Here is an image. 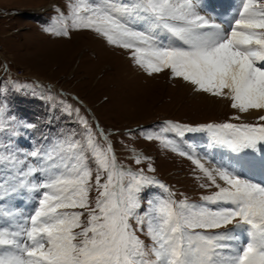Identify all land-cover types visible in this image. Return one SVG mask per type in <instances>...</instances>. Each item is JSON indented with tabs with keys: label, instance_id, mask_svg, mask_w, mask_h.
<instances>
[{
	"label": "snow or ice",
	"instance_id": "snow-or-ice-1",
	"mask_svg": "<svg viewBox=\"0 0 264 264\" xmlns=\"http://www.w3.org/2000/svg\"><path fill=\"white\" fill-rule=\"evenodd\" d=\"M54 9L45 33L89 31L149 77L169 70L239 114L264 112V0H239L226 17L209 0H69L66 12ZM62 111L75 114L76 129L25 147L20 132L36 124L0 103V134L8 133L0 143V264H264V115L255 124L239 114L231 117L238 123H166L144 135L195 166L205 194L194 202L150 175L151 162L119 164L109 134L79 108ZM167 133H207L209 147L231 157L208 167L207 153L185 151ZM131 158L150 160L135 149Z\"/></svg>",
	"mask_w": 264,
	"mask_h": 264
},
{
	"label": "rangeland",
	"instance_id": "rangeland-1",
	"mask_svg": "<svg viewBox=\"0 0 264 264\" xmlns=\"http://www.w3.org/2000/svg\"><path fill=\"white\" fill-rule=\"evenodd\" d=\"M68 2L0 0V103L20 119L36 124L35 129L21 130L20 143L36 145L44 137L76 129L75 114L69 117L62 111L70 104L109 134L119 164L136 170L146 169L151 162L156 171L149 174L172 189L176 198L199 201L205 190L199 187L192 162L159 141L143 137L160 132L166 123H238L231 120L237 114L230 101L194 92L182 79L172 78L169 70L149 77L124 50L107 45L89 31L74 32L71 38L45 33L43 27L57 14L54 6L66 12ZM242 119L259 122L257 118ZM7 135L0 134V143H7ZM166 135L185 151L207 153L212 160L206 165L226 163L231 157L225 155L229 153L225 149L224 153L218 147L208 150L207 133H187L184 138ZM132 149L150 160L136 165ZM95 195L93 191V200ZM16 204L21 210L29 208L22 200ZM141 238L147 242L146 237Z\"/></svg>",
	"mask_w": 264,
	"mask_h": 264
},
{
	"label": "bare ground",
	"instance_id": "bare-ground-1",
	"mask_svg": "<svg viewBox=\"0 0 264 264\" xmlns=\"http://www.w3.org/2000/svg\"><path fill=\"white\" fill-rule=\"evenodd\" d=\"M217 1H220V0H213L212 2H217ZM235 1H236V0H224V2L227 3V4L230 6V7H229L230 10L233 9L234 6H235V7H239V4H237ZM230 10H229V11H230ZM224 11H225V9L222 10V14L220 15L221 17H226ZM234 11H235V10H234ZM234 11L231 10L230 13L232 14ZM234 113L237 114V115L239 114V113L236 112V110H234ZM239 115H241V117H244L245 119H248V118L251 119V118H258L260 115H264V112H260V111L252 110V111H250V112L247 113V114H239ZM242 120H243V119H242ZM253 120H254V119H253ZM208 150L211 151L212 148H208ZM223 150H224V149L219 148L220 153H224ZM225 155L229 157L230 153H228V155L225 153ZM258 155H259V154H258ZM258 155H257V156H258ZM217 156H218V155H217ZM218 158H220V156H218ZM227 159H228V158H226V161H228ZM223 160H225V159L223 158ZM206 166L211 167L210 165H206ZM25 198H26V196H25ZM22 203H25V200H22Z\"/></svg>",
	"mask_w": 264,
	"mask_h": 264
}]
</instances>
